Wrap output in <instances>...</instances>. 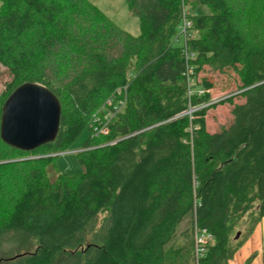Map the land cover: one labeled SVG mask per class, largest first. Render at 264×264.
Wrapping results in <instances>:
<instances>
[{"label":"trees","instance_id":"obj_1","mask_svg":"<svg viewBox=\"0 0 264 264\" xmlns=\"http://www.w3.org/2000/svg\"><path fill=\"white\" fill-rule=\"evenodd\" d=\"M124 1L136 35L89 0H0V118L24 83L60 104L52 142L23 152L0 139V264H228L264 215V0ZM190 3L208 12L186 17L184 40ZM204 67L233 70L243 99L220 101L232 122L214 133L212 84L191 92ZM84 130L81 170L49 176ZM199 230L213 239L196 256Z\"/></svg>","mask_w":264,"mask_h":264},{"label":"rangeland","instance_id":"obj_2","mask_svg":"<svg viewBox=\"0 0 264 264\" xmlns=\"http://www.w3.org/2000/svg\"><path fill=\"white\" fill-rule=\"evenodd\" d=\"M89 1L96 5L113 23H115L121 29L132 35H136L138 33V19L127 9L124 0ZM189 1L191 2V0ZM191 3L183 8V14L186 17L192 13L199 14L208 12V9L205 6ZM189 35L194 36L195 33L192 30H189ZM10 80L11 78L9 77L8 73L4 69L0 68V95L5 91ZM200 80H204L212 84V89L209 91L210 102L204 105V118L206 130L209 133H214L217 132L221 127L229 126L232 122V106L228 103H221L220 101L230 97L234 104L243 102V99L237 95L239 92H241L238 89L239 81L237 75L231 69H225L219 72L210 69L209 67H204L203 70L197 75L194 82L190 84L191 87H194V89L191 88V92H193L195 89H199L196 83L199 84ZM194 84L195 86H193ZM211 104L215 105L209 107ZM113 108L114 102L110 104L106 103L105 107L95 114V120L92 122L90 130L91 136H98L99 130L105 128L109 120H111V118L114 116ZM199 108H202V106ZM104 110L105 112L103 113L102 111ZM191 111H193V109L188 111L187 114H190ZM87 136L88 130H84L66 152L61 153L56 157L53 166L54 169L49 168L48 170L49 176L54 177L56 173L73 176L81 170L76 153L81 150V147ZM102 218L103 214L100 215L99 220Z\"/></svg>","mask_w":264,"mask_h":264},{"label":"water","instance_id":"obj_3","mask_svg":"<svg viewBox=\"0 0 264 264\" xmlns=\"http://www.w3.org/2000/svg\"><path fill=\"white\" fill-rule=\"evenodd\" d=\"M59 118L60 104L54 94L39 83H24L2 106L0 139L16 150L32 151L54 140Z\"/></svg>","mask_w":264,"mask_h":264},{"label":"crops","instance_id":"obj_4","mask_svg":"<svg viewBox=\"0 0 264 264\" xmlns=\"http://www.w3.org/2000/svg\"><path fill=\"white\" fill-rule=\"evenodd\" d=\"M228 264H264V215Z\"/></svg>","mask_w":264,"mask_h":264},{"label":"built area","instance_id":"obj_5","mask_svg":"<svg viewBox=\"0 0 264 264\" xmlns=\"http://www.w3.org/2000/svg\"><path fill=\"white\" fill-rule=\"evenodd\" d=\"M190 22L187 20L186 16L183 14L182 17V21H181V25H180V35L181 37L185 40L187 39L189 36V29H190ZM192 82H190L191 84ZM116 93H121L120 91H116ZM108 104H110V102H107ZM124 105V99H119L118 102L116 104H114V108H113V113H115L116 111H118L120 108H122V106ZM95 120V118H94ZM97 130V129H95ZM108 132L106 126L105 128H102L99 130V134L101 135H106ZM98 134V135H99ZM96 137V136H95ZM213 237L211 236V234H209L208 232H206V230H199L196 231L195 234V251H196V256H200L203 252H204V246L209 242L212 241Z\"/></svg>","mask_w":264,"mask_h":264},{"label":"bare ground","instance_id":"obj_6","mask_svg":"<svg viewBox=\"0 0 264 264\" xmlns=\"http://www.w3.org/2000/svg\"><path fill=\"white\" fill-rule=\"evenodd\" d=\"M1 119V118H0Z\"/></svg>","mask_w":264,"mask_h":264}]
</instances>
